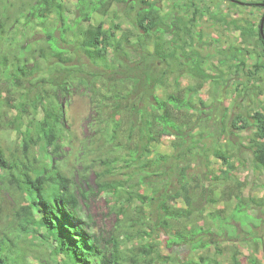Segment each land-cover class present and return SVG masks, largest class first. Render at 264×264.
Segmentation results:
<instances>
[{"label": "trees", "instance_id": "trees-1", "mask_svg": "<svg viewBox=\"0 0 264 264\" xmlns=\"http://www.w3.org/2000/svg\"><path fill=\"white\" fill-rule=\"evenodd\" d=\"M35 2L28 16L24 17L25 22L21 16L22 20L15 19L11 26L7 23L9 18L6 21L0 18V81L5 79L17 85L14 79L17 77L20 88L26 91L14 107L20 119L9 123L22 139L21 151L26 159H8L0 147V177L1 181H7L10 190L15 189L19 195V201H15V204L20 207L15 216L21 231L28 232V228H33L36 234L43 232V235L39 234L42 241L56 257H62L65 264H127L129 261L132 264H157V258L161 255L155 246H140L134 255L128 257L116 234L106 237L96 232L88 211V200L93 195L112 194L115 204H121L124 240L131 241L135 234L142 237L141 227L152 220L151 213L146 214L144 208L158 207L154 231L173 232L167 240L168 248L190 244L193 250L206 249L209 243L204 236L217 235L212 228L193 227L191 230L184 228L183 231L175 228L176 223L190 221L197 212H201L192 195L187 166L178 171L179 189L168 196L150 197L140 192L142 184H149V178L161 172L160 166L164 161L163 157L151 158V145L158 142L159 136L172 131L179 132L181 128L175 113L192 109V97L187 99L178 92L167 98V106L172 107H169L167 115L158 113L165 109L156 105L153 94L156 86L165 85L173 57H176L173 51L186 54V48L192 46L196 14L200 12L197 5L190 1L189 8L194 10V16L188 21L177 17L163 25L159 23L160 9L151 0H76L77 15L74 20L66 16L63 0ZM114 2L123 3L128 13L136 12V35L123 31L122 37L117 39L116 32L106 30L103 23L96 27L89 26L88 29L82 27L83 23L91 22L95 13L107 14ZM249 6L263 7L260 3H251ZM52 14L57 15L60 22L49 27L47 25ZM232 24L241 32L243 45L255 39L256 46L261 48L264 55V30L262 33L261 24L257 30L248 21ZM29 28L42 29L48 39L47 47L39 49V58L35 56L38 50L31 45L17 47L15 55V48L12 51L3 49V41L8 36L14 38L22 32L21 40L25 39ZM119 28V25L115 27L117 30ZM72 35L79 37V40L70 42L69 37ZM133 36L136 37V43H131ZM151 45H154L155 53H146ZM72 46L80 52L82 68L68 64L66 58L73 52ZM243 50L246 49L234 48L224 54L225 59L221 63L227 65L231 60H238L237 55H242ZM245 52L250 54L249 51ZM191 53L198 60L194 66L195 72L208 78L203 70L201 55L195 51ZM110 54H113V59H110ZM11 55L14 56L13 61ZM184 57L189 56L187 54ZM37 59H43L48 65V71L44 74ZM154 60L157 62L152 65ZM90 66L98 71H91ZM255 68L261 70L257 64ZM241 69H246L245 58L239 60L236 72ZM78 85L84 87L92 100L104 144L114 149L113 160L109 162L111 169L116 170L119 166L115 167V164L120 162L134 168V175L128 179L110 181L106 180V175H97L92 186L85 174L79 173V179L76 180L71 172L64 171L60 161H51V158L58 156L61 144L70 135L65 105L71 90ZM191 90L196 92L195 89ZM28 100L31 113L24 110ZM5 108L0 89V128L8 116ZM253 119L259 137L264 140V113L256 112ZM241 121H244L243 118L238 117L236 122ZM35 147L38 148V158L32 162L28 154ZM122 150L126 152L119 154ZM216 155L223 160L228 170L233 169L228 156L218 151ZM254 162L264 168V145L254 151ZM228 170L224 171L226 178L230 174ZM136 177L138 182L135 185ZM134 200L140 202V207L135 218H131L130 207ZM180 200L186 208L169 205ZM243 209H238L239 215ZM219 229L222 233L228 228L220 225ZM227 233L230 236L234 234L230 229ZM18 240L7 234L0 235V264L24 263L25 255L17 244ZM202 262L218 264L205 258H202Z\"/></svg>", "mask_w": 264, "mask_h": 264}, {"label": "rangeland", "instance_id": "rangeland-1", "mask_svg": "<svg viewBox=\"0 0 264 264\" xmlns=\"http://www.w3.org/2000/svg\"><path fill=\"white\" fill-rule=\"evenodd\" d=\"M35 1L0 0V18L3 21L9 18L7 23L12 26L15 19L28 16ZM151 1L160 9L159 23L163 25L171 23L177 17L186 21L191 19L194 10L189 8L190 1L197 5L200 12L196 14L192 46L186 48V54L173 51L176 57H173L169 68L171 72L165 80V85L156 86L153 94L156 105L165 109L158 113L167 115L170 107L166 104L167 98L178 92L187 99L192 97V109L175 113L181 128L179 132L172 131L159 136L158 142L151 145V158L163 157L164 161L160 166L161 172L157 176H151L149 184H142L140 192L150 197L168 196L179 189L178 171L187 166L192 195L197 200L196 207L201 212H197L190 221L176 223L175 228L177 231H183L184 228L191 230L193 227L212 228L217 235L204 236L205 241L209 243L206 249L193 250L190 244L168 248L167 240L173 232L154 231L159 210L158 207L151 209L146 206L144 212L148 215L151 213L152 220L148 225L141 227L144 235L139 237L140 234H135L131 241L124 240L121 204H115L112 194L93 195L88 200L87 207L95 223L96 232L106 237L112 233L116 234L122 241V248L128 257L134 255L140 246H155L161 255L157 258V264H203L202 258L218 264H264V168L254 162V151L264 145V140L259 137L253 119L256 112L264 113V55L261 48L256 46L255 39H251L248 45H243L241 32L232 24L248 21L257 30L264 17V7L256 8L249 4L264 2ZM63 4L66 7V16L74 20L77 15L76 0H63ZM137 5L140 6L141 3ZM127 11L123 3L114 2L107 14L95 13L91 22L83 23L82 27L88 29L89 26L96 27L103 23L106 30L116 32L117 39L122 37L123 31L136 35V12ZM50 20L47 25L49 27L55 22H60L55 14L51 15ZM23 21L25 22V18ZM118 25L120 28L117 30L115 27ZM28 31L29 35L22 40V32L14 38L8 36L3 41V49L12 51V48H15V55L17 47L31 45L33 49L38 50L35 56L39 58V49L47 47L46 34H43L40 28H29ZM78 40L79 37H69L72 43ZM136 41L133 36L131 43ZM234 48L246 50L242 51V55H237L238 60H231L227 65L222 64L224 54L230 53ZM75 49V46L71 47L73 52L66 59L69 65L82 68L80 52ZM193 51L199 53L204 60L203 70L208 78L201 76L200 72H195L194 66L198 60L196 55H192ZM146 53H155L154 45L149 46ZM187 54L189 57L185 58L184 55ZM109 56L113 59V54ZM244 58L246 69L236 72L239 60ZM10 59L13 61L14 56L11 55ZM36 62L41 65V73L48 71V65L43 59H37ZM156 62L154 60L152 65ZM256 64L261 67L260 71L255 68ZM90 70L98 71L92 66ZM14 79L17 83L15 86L8 80L0 81V89L6 103L5 110L8 111V116L4 118L0 128V147L8 159L14 157L25 160L21 151L22 139L9 124L14 119H20L14 107L26 93L20 88L18 78ZM28 102L24 110L31 113L32 108L29 100ZM65 109L70 135L68 140L61 144V155L51 158L52 162L60 161L64 171L71 172L76 180L79 179V173L85 174L89 185L92 186L95 185L97 175H106V180L110 181L125 180L134 175V168L123 162L115 164V167L119 166L116 170L111 169L109 162L113 160L114 149L105 145L101 138L92 100L83 86L78 85L71 90ZM238 117H242L245 122H236ZM217 151L229 157L232 170H228L223 160L216 155ZM125 152L122 150L118 153ZM28 158L32 162L38 158L37 147L31 150ZM226 170L230 172L228 178L224 174ZM1 179L0 177V235H10L15 241L21 237L17 242L25 255L24 263L21 264H65V260L56 257L51 248L42 241L43 238L39 234L43 235V232L36 234L33 228H28V232L21 231L15 216L20 207L15 204V201H19V195L15 189H9L7 181ZM134 180L136 185L138 178ZM211 200L215 202L212 203ZM169 205L186 208L182 200L170 202ZM138 207L140 202L134 200L130 207L131 218H135ZM241 207L244 209L239 215L238 209ZM220 225L228 229L221 233ZM127 229L132 231L129 227ZM229 229L234 233L233 236L227 233ZM127 264L132 263L129 261Z\"/></svg>", "mask_w": 264, "mask_h": 264}, {"label": "water", "instance_id": "water-1", "mask_svg": "<svg viewBox=\"0 0 264 264\" xmlns=\"http://www.w3.org/2000/svg\"><path fill=\"white\" fill-rule=\"evenodd\" d=\"M263 7H264V5H263ZM263 30H264V17H263V19L261 21V32L262 33H263Z\"/></svg>", "mask_w": 264, "mask_h": 264}, {"label": "flooded vegetation", "instance_id": "flooded-vegetation-1", "mask_svg": "<svg viewBox=\"0 0 264 264\" xmlns=\"http://www.w3.org/2000/svg\"><path fill=\"white\" fill-rule=\"evenodd\" d=\"M262 5H264V4H262Z\"/></svg>", "mask_w": 264, "mask_h": 264}]
</instances>
